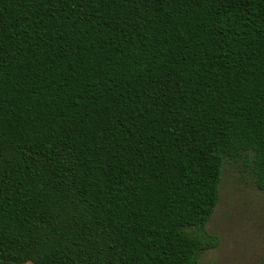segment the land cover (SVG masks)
Here are the masks:
<instances>
[{
  "label": "trees",
  "instance_id": "trees-1",
  "mask_svg": "<svg viewBox=\"0 0 264 264\" xmlns=\"http://www.w3.org/2000/svg\"><path fill=\"white\" fill-rule=\"evenodd\" d=\"M238 161L264 0H0V264H196Z\"/></svg>",
  "mask_w": 264,
  "mask_h": 264
},
{
  "label": "rangeland",
  "instance_id": "rangeland-1",
  "mask_svg": "<svg viewBox=\"0 0 264 264\" xmlns=\"http://www.w3.org/2000/svg\"><path fill=\"white\" fill-rule=\"evenodd\" d=\"M206 231L215 246L196 264H264V192L255 188L241 161L224 166Z\"/></svg>",
  "mask_w": 264,
  "mask_h": 264
}]
</instances>
